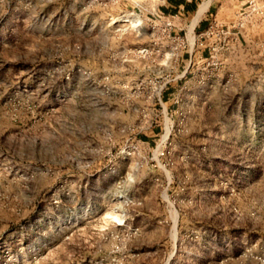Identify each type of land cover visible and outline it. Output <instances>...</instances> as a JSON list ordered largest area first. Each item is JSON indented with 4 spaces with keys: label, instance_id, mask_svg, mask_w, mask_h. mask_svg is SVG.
I'll use <instances>...</instances> for the list:
<instances>
[{
    "label": "rangeland",
    "instance_id": "obj_1",
    "mask_svg": "<svg viewBox=\"0 0 264 264\" xmlns=\"http://www.w3.org/2000/svg\"><path fill=\"white\" fill-rule=\"evenodd\" d=\"M160 8L0 0V264H264V0Z\"/></svg>",
    "mask_w": 264,
    "mask_h": 264
},
{
    "label": "crops",
    "instance_id": "obj_2",
    "mask_svg": "<svg viewBox=\"0 0 264 264\" xmlns=\"http://www.w3.org/2000/svg\"><path fill=\"white\" fill-rule=\"evenodd\" d=\"M160 10L164 14H195L194 18L203 20L198 24L195 32L201 35L212 22L221 26L240 15L241 11L246 10L249 0H157ZM204 8V9H203ZM205 10V11H204ZM203 11V12H202Z\"/></svg>",
    "mask_w": 264,
    "mask_h": 264
},
{
    "label": "built area",
    "instance_id": "obj_3",
    "mask_svg": "<svg viewBox=\"0 0 264 264\" xmlns=\"http://www.w3.org/2000/svg\"><path fill=\"white\" fill-rule=\"evenodd\" d=\"M253 1L254 0H249V4H252ZM166 25L170 26V23L167 22ZM169 29H170V30H168L169 32L173 31V30H171V26L169 27ZM209 30H229V29L228 28H225V29L220 28V26L214 22V24H210L200 36L207 34L209 32Z\"/></svg>",
    "mask_w": 264,
    "mask_h": 264
},
{
    "label": "bare ground",
    "instance_id": "obj_4",
    "mask_svg": "<svg viewBox=\"0 0 264 264\" xmlns=\"http://www.w3.org/2000/svg\"><path fill=\"white\" fill-rule=\"evenodd\" d=\"M204 9V8H203ZM205 11V10H204ZM203 12V11H202ZM197 18H198V16H197ZM127 22H129L131 25H132V27H135L136 26V24H135V22H133V21H131V20H128ZM195 22H197V21H195ZM192 31V30H191ZM194 31V30H193Z\"/></svg>",
    "mask_w": 264,
    "mask_h": 264
}]
</instances>
